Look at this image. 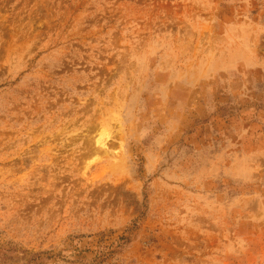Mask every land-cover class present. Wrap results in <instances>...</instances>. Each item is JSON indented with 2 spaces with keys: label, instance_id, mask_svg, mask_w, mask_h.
I'll use <instances>...</instances> for the list:
<instances>
[{
  "label": "rangeland",
  "instance_id": "1",
  "mask_svg": "<svg viewBox=\"0 0 264 264\" xmlns=\"http://www.w3.org/2000/svg\"><path fill=\"white\" fill-rule=\"evenodd\" d=\"M0 264H264V0H0Z\"/></svg>",
  "mask_w": 264,
  "mask_h": 264
},
{
  "label": "bare ground",
  "instance_id": "2",
  "mask_svg": "<svg viewBox=\"0 0 264 264\" xmlns=\"http://www.w3.org/2000/svg\"><path fill=\"white\" fill-rule=\"evenodd\" d=\"M96 144L100 145L101 147H103V141H101L99 138L96 140Z\"/></svg>",
  "mask_w": 264,
  "mask_h": 264
}]
</instances>
